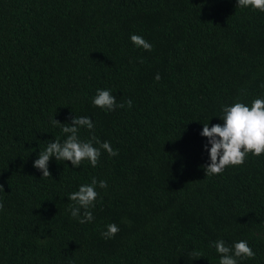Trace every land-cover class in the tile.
Returning <instances> with one entry per match:
<instances>
[{
  "label": "trees",
  "instance_id": "obj_1",
  "mask_svg": "<svg viewBox=\"0 0 264 264\" xmlns=\"http://www.w3.org/2000/svg\"><path fill=\"white\" fill-rule=\"evenodd\" d=\"M98 88L124 107L92 104ZM258 96L264 12L236 0H0V264H219L221 238L264 264V153L205 176L200 135L221 105ZM75 115L94 122L81 139L117 154L51 158L42 177L33 160ZM92 177L108 187L80 223L67 196Z\"/></svg>",
  "mask_w": 264,
  "mask_h": 264
},
{
  "label": "clouds",
  "instance_id": "obj_2",
  "mask_svg": "<svg viewBox=\"0 0 264 264\" xmlns=\"http://www.w3.org/2000/svg\"><path fill=\"white\" fill-rule=\"evenodd\" d=\"M236 3L242 8L250 7L264 12V0H236ZM129 39L136 47L145 50L152 48V44L139 34L132 33ZM159 78L157 74L155 79ZM91 102L107 111L124 107L123 103L117 102L108 88L96 89ZM131 104L132 101L129 99L127 105L130 107ZM217 116L223 123H214L211 126L208 122L203 123L200 132L201 136L207 137L203 145L208 154V162L204 165L205 176L221 174L226 166L244 163L249 152L256 156L264 153V96L254 98L250 105L241 101L221 105ZM50 123L56 125L60 122L53 117ZM82 127L92 130L94 128L92 118L86 115L73 116L70 123L61 125L62 133L67 134L65 138L61 140L55 137L49 140L43 150H39L37 158L33 160V166L41 171L42 177L51 175L48 166L51 158H55L56 161H70L73 167H79L83 160H87L95 167L101 156V149L111 156L117 154V150L112 148L107 140L99 141L94 136L87 140L81 139L78 133ZM97 187L107 188V181L103 179L97 181L96 177H92L90 183L80 184L77 190L67 196L74 202L69 206V214L80 223L91 222L94 219L90 209L94 207L98 196ZM3 207V203L0 202V209ZM81 209L84 210L83 213ZM118 231L116 223H109L102 235L111 238ZM211 246L219 254V264H239V260L255 256L254 250L245 239L233 241L228 245L221 238L211 242Z\"/></svg>",
  "mask_w": 264,
  "mask_h": 264
}]
</instances>
